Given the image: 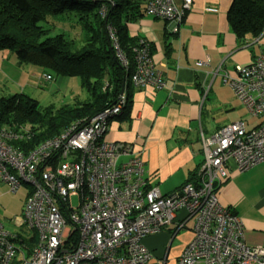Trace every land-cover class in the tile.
Returning a JSON list of instances; mask_svg holds the SVG:
<instances>
[{
  "label": "built area",
  "instance_id": "2783aa9c",
  "mask_svg": "<svg viewBox=\"0 0 264 264\" xmlns=\"http://www.w3.org/2000/svg\"><path fill=\"white\" fill-rule=\"evenodd\" d=\"M193 1L182 0L179 9L176 0H147L144 12L177 33ZM118 54L128 69L129 61ZM133 63L134 88L164 86L145 40L133 49ZM223 81L251 115L264 117V53L238 67L235 76L223 72ZM126 100L123 92L116 105L26 154L10 144L20 136L0 128V184L12 193L25 188L27 195L20 216L10 223L0 219V264H147L153 257L147 237L167 229L175 235L190 222L193 237L177 264H264V245L246 244L241 220L217 195L231 176V161L238 173L264 163V122L248 129L237 121L202 135L197 180L163 195L148 187L140 157L119 162L131 147L104 140Z\"/></svg>",
  "mask_w": 264,
  "mask_h": 264
},
{
  "label": "crops",
  "instance_id": "0c3cea01",
  "mask_svg": "<svg viewBox=\"0 0 264 264\" xmlns=\"http://www.w3.org/2000/svg\"><path fill=\"white\" fill-rule=\"evenodd\" d=\"M233 1L194 0L177 33L168 22L146 15L145 4L142 16L127 23L130 37L149 43L164 86L132 89L131 106L110 122L104 140L131 147L132 154L122 155L119 162L140 157L148 187L163 195L176 193L198 174L204 160L202 135L212 136L237 121L248 129L264 122V117L251 115L223 81V72L235 76L238 67L264 53V34L244 43L233 33L228 21ZM176 5L182 9V0ZM7 57L19 68L13 55ZM40 72V82L48 81V73ZM31 79L25 72L21 80L34 88ZM56 84L60 90L74 86L73 79L66 78ZM230 174L218 190L219 203L239 217L248 246L264 245V163L238 173L231 161ZM192 237V222L175 235L167 229L147 237L144 244L153 255L147 264H177Z\"/></svg>",
  "mask_w": 264,
  "mask_h": 264
},
{
  "label": "trees",
  "instance_id": "16d2710c",
  "mask_svg": "<svg viewBox=\"0 0 264 264\" xmlns=\"http://www.w3.org/2000/svg\"><path fill=\"white\" fill-rule=\"evenodd\" d=\"M146 1L0 0V52L12 53L19 67L40 68L50 80L52 74L78 79L86 94L58 106H43L23 93L1 95L0 128L20 136L10 141L15 149L26 154L70 125L88 122L116 105L124 89L122 117L132 103L133 49L138 43L129 36L127 23L142 16ZM228 21L241 42L259 39L264 34V0H234ZM118 51L129 61L128 69Z\"/></svg>",
  "mask_w": 264,
  "mask_h": 264
},
{
  "label": "rangeland",
  "instance_id": "374dc122",
  "mask_svg": "<svg viewBox=\"0 0 264 264\" xmlns=\"http://www.w3.org/2000/svg\"><path fill=\"white\" fill-rule=\"evenodd\" d=\"M3 54L5 55V57H3L5 61L4 63L2 60L3 58L0 57V96L23 93L39 100L43 106H49L51 104L58 106L59 104L64 103L63 100L65 98L67 100L66 103H71L72 101L69 99L70 96L74 97L79 95L83 98L86 95L81 88V81L78 79H73V88H62L60 90L56 84L59 78H57L54 74H52V81L40 82V75H38L41 74L40 68L33 67L31 65H25L18 68L11 63V60L7 57L9 54L13 55L12 53L3 52ZM22 72L23 74H21ZM25 72L31 76V81H34V88L29 85H23V81L21 79ZM35 87L42 89L38 90ZM25 198V188H22L18 193H12L8 185L0 184V219L6 223H10V220L14 219L16 216H20ZM72 202L75 206L78 205L77 198H74Z\"/></svg>",
  "mask_w": 264,
  "mask_h": 264
},
{
  "label": "water",
  "instance_id": "95a60500",
  "mask_svg": "<svg viewBox=\"0 0 264 264\" xmlns=\"http://www.w3.org/2000/svg\"><path fill=\"white\" fill-rule=\"evenodd\" d=\"M123 92H124V89L122 90V93L121 94H123Z\"/></svg>",
  "mask_w": 264,
  "mask_h": 264
}]
</instances>
